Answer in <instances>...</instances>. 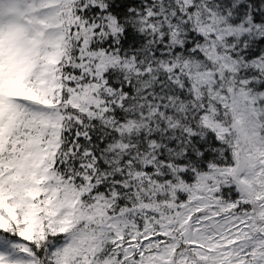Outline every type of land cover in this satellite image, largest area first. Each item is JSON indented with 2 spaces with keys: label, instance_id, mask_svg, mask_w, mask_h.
I'll list each match as a JSON object with an SVG mask.
<instances>
[{
  "label": "snow or ice",
  "instance_id": "6c2138e0",
  "mask_svg": "<svg viewBox=\"0 0 264 264\" xmlns=\"http://www.w3.org/2000/svg\"><path fill=\"white\" fill-rule=\"evenodd\" d=\"M0 264H264V0H0Z\"/></svg>",
  "mask_w": 264,
  "mask_h": 264
}]
</instances>
